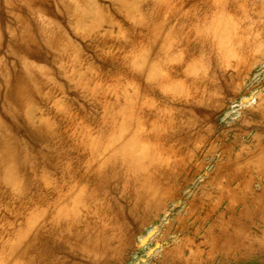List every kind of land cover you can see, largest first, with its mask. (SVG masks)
I'll return each mask as SVG.
<instances>
[{
	"label": "bare ground",
	"instance_id": "1",
	"mask_svg": "<svg viewBox=\"0 0 264 264\" xmlns=\"http://www.w3.org/2000/svg\"><path fill=\"white\" fill-rule=\"evenodd\" d=\"M2 2L0 264H264V0Z\"/></svg>",
	"mask_w": 264,
	"mask_h": 264
},
{
	"label": "rangeland",
	"instance_id": "2",
	"mask_svg": "<svg viewBox=\"0 0 264 264\" xmlns=\"http://www.w3.org/2000/svg\"><path fill=\"white\" fill-rule=\"evenodd\" d=\"M1 4H3L2 0H1ZM6 10V7L4 6V4L2 5V12ZM3 16L5 17V25H3L4 28H6V22L9 23H14V17L8 15L6 12H3ZM10 18V19H9ZM13 20H12V19ZM115 20L119 23V26L121 25V27H123L124 29H127L130 25V23L125 20V18L123 16H117L116 14L114 15ZM251 19L255 22H257L259 25L261 26V22L259 20V22L257 21V17L254 15H251ZM264 19V18H263ZM120 20V21H119ZM119 26H115L114 28H102L101 29V34L100 36L93 42H86V43H81V49L83 51V55L84 58L86 59L88 55H92L94 56L93 62L95 65V74H96V78L97 81L98 80H105L106 83L108 84L107 87L110 86H115L116 84V79L117 77H115L114 75V70L119 67L122 66V62L121 61H117V63L112 62L106 54V50L108 49V52L110 53H114L117 56L120 55L121 57H123V51L124 49H121L120 45H122L121 42H119V39L117 38L118 36V32H119ZM256 28V27H255ZM107 29H111L112 31H114V33L111 35L112 37L108 39V43L109 45L106 47V49L104 50L103 44L100 42L101 41V37L102 34H104L103 30H107ZM89 45V46H88ZM119 47V48H118ZM5 48H0V54L4 53ZM118 52H120L121 54H117ZM119 56V57H120ZM59 64L55 63L53 65V69L55 70V72H59ZM124 66V65H123ZM55 67V68H54ZM57 67V68H56ZM126 70V69H125ZM228 73H232L231 71H228ZM58 74V73H57ZM58 83L62 84L63 86H66V88L69 90L66 94L65 97L67 98V100H69V97H71V95H77L79 97L78 103L81 105H85V107L87 109H90L92 115L97 119L101 117L102 112L100 107H96V104L98 105V103H94V101L92 102L91 100H89L87 98V94L82 91V90H77L74 88V84L70 83V81L66 78L60 77L58 76ZM128 77L127 76H123L120 85H123L125 82H127ZM70 101V100H69ZM160 101L158 100L157 104ZM219 103L221 104L220 106H217L213 109L212 111V117L210 118V120H203L201 121V123L204 125V127L207 126V123L212 122L215 125L218 126V131L215 135H213V139H217L221 133H223L222 131H224L225 129L231 130V129H238V126L234 125V122H231L228 124V126L225 124V122H222L223 119V115L225 114V112L227 111V109L231 106L229 104L233 103V99L230 100V102L226 105L225 103H223V100L219 101ZM77 104H75V107H73V109H76ZM232 107V106H231ZM211 110V109H210ZM75 112V111H74ZM76 113V112H75ZM88 115V114H86ZM63 126H68V123H64ZM210 138V134H206V140L208 141ZM8 202V200L5 198L3 200V203H0V220L3 218V216L5 215L4 210H5V204ZM1 222V221H0ZM1 226V223H0Z\"/></svg>",
	"mask_w": 264,
	"mask_h": 264
}]
</instances>
